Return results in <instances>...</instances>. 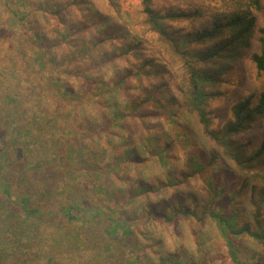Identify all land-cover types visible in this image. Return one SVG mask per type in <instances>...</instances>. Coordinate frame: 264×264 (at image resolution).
<instances>
[{"label": "trees", "instance_id": "trees-1", "mask_svg": "<svg viewBox=\"0 0 264 264\" xmlns=\"http://www.w3.org/2000/svg\"><path fill=\"white\" fill-rule=\"evenodd\" d=\"M163 2L165 4H162ZM93 4L97 6L94 2L83 5L89 9L85 8L87 11L85 10L84 17L88 19L90 16L94 21L97 17L104 20V28L110 27L106 25L107 11L104 14L94 10ZM262 5L263 0H180V3L170 7L167 6L166 0H142L144 21L150 31L160 39L172 48L179 49L185 57L195 56L204 60L215 58L216 63L226 64L228 67L216 68L213 74L207 70L198 71L197 67L190 64L193 81L191 87L182 93L184 102L176 100L174 96L162 101L161 98L156 99L148 93L140 102L129 105L128 113L116 111L113 115L114 120H117L116 125H113L116 128H124L126 119L128 125L139 121V126H142L151 118H173L179 114V108L196 113L206 135L231 160L235 168L241 171L256 169L262 175L261 182L253 183L250 190L247 189V181H243L242 189L234 190L231 195L223 194L224 187L220 185L225 165L222 161H218L219 166L214 165L220 156L202 154L200 159L193 157V165L199 169H194L190 176L196 173L207 178L205 197L200 198L182 191L175 193L169 203L162 198L160 206L155 204L145 209L142 205L143 213L139 214L138 218L129 215L124 208L128 207L124 205L125 199H135V193L129 190L124 193L113 184L110 190L104 188L100 192L101 197H96L92 196L93 193L89 189L91 186L104 185L103 180L109 181L106 172L117 178L121 160L137 165L139 157L135 156V145L138 144L136 137L129 132L125 136L118 133V142L113 144L114 147L122 151L128 149L134 156H111L110 161H105L103 152L100 149L97 151L96 146L95 149L86 147L85 151L84 145L78 147L82 133L92 135L95 119L80 117V111L61 104L66 100L63 95L69 90L66 84L62 83L63 79L57 70L51 75L52 81L59 87H46L43 81L38 84L40 93L32 99L11 98L9 92H3L9 87L0 84V130H4L0 136V264H63L59 259L67 254L73 261L69 260L66 264H151L143 258L145 246L142 234L146 220L150 226L166 224V228L173 231L174 237L189 239L190 250L177 247L171 254L160 256V264H223L222 257L231 260L232 264H264V140L258 149L248 152L239 147L237 140L253 123L260 121L264 124V87L235 101L229 118L217 129L210 127V118L206 117L203 107V101L210 95L204 87L208 82L222 83L219 76H215L218 78L214 81V75L227 71L233 64H238L242 54L240 47L248 44L247 37L255 26ZM183 23L189 24L187 29ZM113 31V27L104 31L105 43H110ZM259 31L260 50L248 55L257 73L263 74L264 25ZM32 37V41L38 46L37 52H42L49 59L41 61L38 65L41 67L37 70L45 69V72H49L50 68L55 69L56 56L49 51L45 36L41 34L38 39ZM87 47L85 53L98 52L102 43L95 40L93 48ZM137 48L133 42H125L119 49L106 51L104 63L108 64L114 58L134 56V53L139 51ZM12 49L18 56L27 51L26 48L22 50V46ZM152 61L146 60L144 74L160 77V65L154 70ZM12 64H9L10 68ZM96 73L97 70L94 74ZM4 74L6 76L7 73ZM126 75L133 74L130 72ZM94 80L96 88H107L101 85L97 75ZM94 80L92 79L93 82ZM3 83L8 86L10 82ZM137 84L142 86L140 81ZM34 87L33 90L36 89ZM153 87L154 95L169 89L167 82L154 84ZM46 90L49 94L54 92L58 96L50 101L45 96ZM90 94L93 97L92 92ZM101 96L112 101L114 99L108 92ZM146 103L162 108L145 110L143 107ZM60 104L64 105L63 109H59ZM113 105L114 103L111 104ZM157 123L156 121L152 124V127L156 128ZM66 125L67 129H72L76 134V138L71 142L73 147L76 145L73 152L82 150L78 154L85 152L83 157L87 162L90 161L81 163L85 166L88 164L81 178L82 184H78L73 173H68L70 175L66 180L62 178L64 170L69 166L68 159L74 157L78 160V154L65 156L68 152L67 146L65 153H60L57 148H49V142L38 138L40 133L46 131V126L56 129ZM145 137L142 135L140 139ZM27 142L35 145L25 151ZM77 167L78 165L75 169ZM95 175L99 176L97 180L93 179ZM62 182L65 185L70 183L72 187L74 185L67 195L59 190ZM175 182H178V185L183 184ZM175 182H168L166 185H173ZM221 198L225 200L224 205H220ZM244 200L252 207L248 220L238 222L236 209L223 211L228 204L240 207L245 203ZM128 211L131 213V208H128ZM184 222H187V226ZM207 222L213 223L214 229L207 228L203 234L201 227ZM71 229L77 232L72 241L68 232ZM137 234H141V238ZM151 242L161 246L156 239ZM108 243L113 245L110 247ZM242 253L248 255L245 260L240 258Z\"/></svg>", "mask_w": 264, "mask_h": 264}, {"label": "rangeland", "instance_id": "rangeland-1", "mask_svg": "<svg viewBox=\"0 0 264 264\" xmlns=\"http://www.w3.org/2000/svg\"><path fill=\"white\" fill-rule=\"evenodd\" d=\"M93 2L98 6L93 4L94 10H99L104 14L107 11L106 25L115 28L110 43H105L104 31L110 27L104 28V20L95 17L94 21L90 16L88 19L84 17L85 10L89 9L83 5ZM166 3L167 6L172 7L174 4L180 3V0H166ZM141 4L142 0H0V84L9 87L3 92H9V96L14 99H32L40 93L38 84H42L43 81L46 83V87H59L52 81L53 76L51 75L53 71L57 70L63 79L62 83L66 84L69 90L63 95V98L68 100L61 104L69 105L68 108L80 111V117L95 119L92 135L82 133V137H79L81 141L78 142V147L84 145L85 151L86 147L91 146L92 149H95L96 146L97 151L100 149L103 152L105 161H110L111 156L122 157L128 156V154L134 156L128 149L122 151V149L114 147L113 144L118 142L117 134L125 136L129 132L130 135L135 136L138 143L135 145V156L139 157L137 165L127 164L121 160L117 178H113L110 173L106 172L109 181L103 180L104 185L91 186L89 189L93 193L92 196L96 195V197H101L100 192L104 188L110 190L114 185L116 189L120 188L124 193L128 190L135 193L133 194L135 199L130 200L128 197L125 199L124 205L128 207L124 208L127 209L126 212L129 215H135L138 218L139 214L143 213L142 205L145 206V209L155 204L160 206L162 198H165V201L169 203L171 198L175 197V193H182V191H187L200 198L205 197L207 178L196 173L190 176L194 169H199L193 165V157L197 156V159H200L202 154L220 156L214 165L219 166L218 161H222L225 165L220 185V187H224L223 194L231 195L234 190L242 189L243 181H247V189L250 190L253 183L261 182L262 175L259 171L256 169L241 171L235 168L231 160L206 135L196 113L186 111L185 107V109L178 107L179 114L173 118L167 116L166 118H151L147 124L142 125L143 127L139 126L141 125L139 121L128 125L126 119L124 128H116L117 120H114V113L116 111L128 113V106L140 102L148 93L156 99L161 98L162 101L174 96L176 100L184 102L182 93L189 86L191 87L193 81L190 64L197 67L198 71L207 70L209 73L216 68L228 67L226 64L216 63L215 58L204 60L195 56L185 57L179 49L172 48L150 31L144 21L145 16L142 13ZM262 7L258 11L255 26L247 37L248 44L240 47L242 54L238 64H233L227 71L214 75V81L218 78L215 76H219L222 83L208 82L204 87L210 95L203 101V107L206 117L210 118L212 129L220 128L227 121L235 101L264 87V73H257L250 60V55H248L258 52L261 47L259 30L264 25V0ZM183 26L187 29L189 24L183 23ZM41 34L47 39L46 45L49 51L56 56L57 67L50 68L49 72H45V69L37 70L41 67H38L41 61L49 60L42 52H37L38 46L31 39L32 36L38 39ZM95 40L101 41L102 48H99L98 52L85 53L87 45L92 47ZM125 42H133L139 51L134 53V56L114 58L112 62L104 63L105 52L119 49V46ZM18 46H22V50L26 48L27 54L23 51L18 56L16 52H13L12 48ZM49 58L52 57L49 56ZM149 59L153 60L154 70L157 69V65H160V68L158 67V70H162L160 77L144 74L145 62ZM11 63H13L12 70L9 66ZM96 70L101 85L107 87L105 90L95 86L96 75L94 72ZM130 72L133 75H126ZM4 73H7L6 76ZM2 81L10 83L7 86ZM139 81L142 83L141 87L137 84ZM165 82L168 83L171 91L168 89L162 94L154 95V84ZM33 86H35V90H33ZM107 92L113 95V101L102 98L101 95ZM45 96L52 101L58 95L54 92L49 94L46 90ZM109 102L111 103L109 104ZM112 103H114L113 106H111ZM61 104L59 109H63L64 105ZM55 105L53 104V106ZM143 108L145 110H161L162 107L146 103ZM73 110L70 112L72 113ZM156 121L158 122L157 127L153 128L152 124ZM67 126L56 129L46 126V131L40 133L38 138L49 142L48 147L57 148L61 151L60 153H65V146H67L68 152L65 153V156L78 154L82 150L73 152L76 145L73 147L71 144L76 138V134L72 129H67ZM82 128L84 129V127ZM142 128L147 132L145 133ZM3 132V129L0 130V136ZM142 135L146 137L140 139ZM82 140L84 141L82 142ZM237 140L239 147L244 148L247 152L258 149L264 140V124L260 121L253 123L238 136ZM34 145L32 142H27L25 151ZM85 154L83 152V154L77 155L79 161L74 157L68 159L69 166L62 174L64 180L69 178L70 174L68 173H73L77 177L78 184H82L81 178L84 176L88 164L85 166L81 163H90L83 157ZM42 156L46 158L45 155L42 154ZM195 163L197 162L195 161ZM77 165L78 167L75 169ZM98 177L95 175L93 179L97 180ZM175 181L183 182V184L178 185L179 183ZM168 182L175 183L166 185ZM73 187L70 186V183L69 185L63 183L59 185V190L67 195ZM149 187L151 191H149ZM113 190L116 192L115 189ZM88 194L91 193L88 192ZM239 199L240 197L237 198V200ZM220 200V205H224L225 200L223 198ZM244 201L245 203L240 207L228 204L223 211L236 209L239 217L238 222L246 221L250 218L252 207L246 200ZM128 208H131V213ZM148 222V220L145 221L142 234L145 246L143 258L146 261L151 264H160V256L171 254L177 247L190 250L188 238L182 240L179 237H174L173 231L166 228V224L150 226ZM184 224L187 226V222ZM213 225L211 222L202 225V233L207 228L214 229ZM136 229L139 230V228ZM49 230L51 229L49 228ZM68 232L70 240H74L77 233L75 229ZM137 236L141 238V234H137ZM154 239L159 241L161 246H158L157 243L153 244L151 241ZM108 245L111 247L113 243H108ZM246 255L242 253L240 258L245 260ZM62 258L59 260H62L63 264L68 263L69 260L73 261V259H69L68 254L62 255ZM221 260L224 261L223 264H232L231 260H225L223 257Z\"/></svg>", "mask_w": 264, "mask_h": 264}]
</instances>
